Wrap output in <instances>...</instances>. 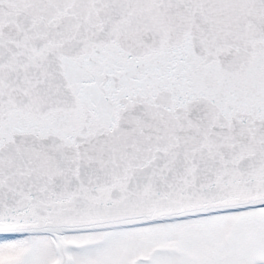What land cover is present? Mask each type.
<instances>
[{
  "label": "snow or ice",
  "instance_id": "1",
  "mask_svg": "<svg viewBox=\"0 0 264 264\" xmlns=\"http://www.w3.org/2000/svg\"><path fill=\"white\" fill-rule=\"evenodd\" d=\"M0 264H264V0H0Z\"/></svg>",
  "mask_w": 264,
  "mask_h": 264
}]
</instances>
